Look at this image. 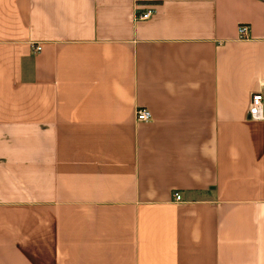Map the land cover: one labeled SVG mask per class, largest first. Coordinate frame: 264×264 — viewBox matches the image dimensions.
Here are the masks:
<instances>
[{
  "label": "crops",
  "instance_id": "0c3cea01",
  "mask_svg": "<svg viewBox=\"0 0 264 264\" xmlns=\"http://www.w3.org/2000/svg\"><path fill=\"white\" fill-rule=\"evenodd\" d=\"M255 93L264 0H0V264H264Z\"/></svg>",
  "mask_w": 264,
  "mask_h": 264
},
{
  "label": "built area",
  "instance_id": "2783aa9c",
  "mask_svg": "<svg viewBox=\"0 0 264 264\" xmlns=\"http://www.w3.org/2000/svg\"><path fill=\"white\" fill-rule=\"evenodd\" d=\"M156 10L154 7H149L142 14L136 16L137 21L149 20ZM238 33L241 37H245L247 34V28L245 26H240L238 28ZM36 52L40 51V47H35ZM248 116L253 121H264V93H255L250 99ZM152 120V114L147 109H138L135 113V121L138 123H146ZM174 201L181 202L182 197L180 194H174Z\"/></svg>",
  "mask_w": 264,
  "mask_h": 264
}]
</instances>
